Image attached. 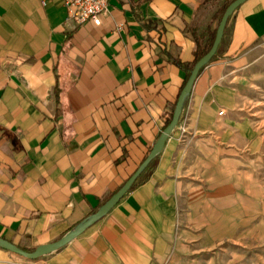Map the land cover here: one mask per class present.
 <instances>
[{
  "label": "crops",
  "instance_id": "crops-1",
  "mask_svg": "<svg viewBox=\"0 0 264 264\" xmlns=\"http://www.w3.org/2000/svg\"><path fill=\"white\" fill-rule=\"evenodd\" d=\"M225 1L110 0L96 25L65 0H0V264H200L264 222L260 126L243 107L264 78V0H247L115 208L39 259L7 247L55 244L115 196L173 118L176 61L216 33Z\"/></svg>",
  "mask_w": 264,
  "mask_h": 264
},
{
  "label": "water",
  "instance_id": "water-1",
  "mask_svg": "<svg viewBox=\"0 0 264 264\" xmlns=\"http://www.w3.org/2000/svg\"><path fill=\"white\" fill-rule=\"evenodd\" d=\"M247 0H233L229 7L226 9L222 17L220 18V23L218 25V28L215 33V40L211 46V48L207 51V53L201 57V59L195 64L193 67L189 78L187 79L186 85L181 91L179 95L178 102L176 104V107L173 112V118L169 125L165 128L163 133L158 138V141L155 143L156 145L150 152V154L144 159V163L137 169V171L129 178V180L120 188V190L110 198L107 202H105L100 210L93 214L91 217L85 220V223L80 226L77 230L72 231L71 233L67 234L63 237L60 241L56 242L55 244H50L41 247L40 249L36 250L34 253L24 252L23 250L14 247L12 244H7V247L10 251H13L17 254L27 256L31 259H39L41 256H45L48 254H51L53 252H56V250L64 247L67 245L71 240L78 237L83 231L86 230L87 227L90 225L96 223V221L100 220L103 216L107 215L113 208H115V205L124 198L129 192L133 184L136 182V180L141 176V174L144 172L146 167L153 161V159L159 155V153L163 150L165 142L169 139V137L172 135L174 128L179 122L181 111L185 102V97L187 94L192 90V88L195 85V81L197 77L199 76L201 69L203 66L212 61L216 55L217 51L222 43V40L224 38V32L226 30V27L228 25V20L233 12H235L237 9L241 7V5L244 4Z\"/></svg>",
  "mask_w": 264,
  "mask_h": 264
},
{
  "label": "rangeland",
  "instance_id": "rangeland-1",
  "mask_svg": "<svg viewBox=\"0 0 264 264\" xmlns=\"http://www.w3.org/2000/svg\"><path fill=\"white\" fill-rule=\"evenodd\" d=\"M244 96V111L260 126L262 144L259 150L264 160V78L249 85ZM185 248L190 253L197 250L193 246ZM201 253L200 264H264V222L260 221L235 239Z\"/></svg>",
  "mask_w": 264,
  "mask_h": 264
},
{
  "label": "built area",
  "instance_id": "built-area-1",
  "mask_svg": "<svg viewBox=\"0 0 264 264\" xmlns=\"http://www.w3.org/2000/svg\"><path fill=\"white\" fill-rule=\"evenodd\" d=\"M109 2L110 0H65V5L78 24L91 20L99 25L101 16L109 13Z\"/></svg>",
  "mask_w": 264,
  "mask_h": 264
},
{
  "label": "trees",
  "instance_id": "trees-1",
  "mask_svg": "<svg viewBox=\"0 0 264 264\" xmlns=\"http://www.w3.org/2000/svg\"><path fill=\"white\" fill-rule=\"evenodd\" d=\"M232 1L233 0H226L224 2L223 8L221 10V15L224 14V12L229 7V4ZM210 2L211 1H204L203 3L206 4V3H210ZM214 40H215V34L209 36L208 39L204 36L197 37L195 40V43H196L195 48L192 52L194 55V59L191 62H186V63H181L180 61H176V64L179 66V68H181L182 70H184L186 72V82H187V79L189 78L192 70L194 69L193 67L201 59V57H203L207 53V51L211 48ZM170 122H171V120H170ZM169 123H168V125H169Z\"/></svg>",
  "mask_w": 264,
  "mask_h": 264
}]
</instances>
